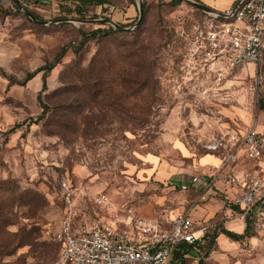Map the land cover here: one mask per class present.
<instances>
[{"label":"rangeland","instance_id":"1","mask_svg":"<svg viewBox=\"0 0 264 264\" xmlns=\"http://www.w3.org/2000/svg\"><path fill=\"white\" fill-rule=\"evenodd\" d=\"M3 1L10 12L0 18V215L10 224H0V244L4 240L12 244L0 249V264L56 260L59 247L54 233L66 209L63 182L70 188L75 230H89L98 223L101 212L92 197L99 193L108 195L116 206L134 208L140 217L168 220L197 197L180 186L197 171L196 159L207 154L206 143L220 129L244 132L255 127L264 139V111L257 109L264 92V55L258 77L251 68L236 69L220 86L218 96L176 94L180 43L166 29L174 15L182 12L185 18L189 8L185 0L177 4L141 0L140 20L139 0H102V5L85 6L84 15L67 16L95 22L48 25L33 23L13 7V1ZM19 1L45 22L76 9L73 0ZM190 1L208 6L201 0ZM104 19L129 31L83 41L82 32L112 27L98 22ZM136 36L153 62L157 81L153 104L133 107L130 99L118 105L113 97L109 106L108 97L86 93L81 79L92 58L103 52L112 70H117L116 45ZM62 48L66 52L47 74L46 90L38 99L42 72L20 83L27 73L52 62ZM186 86L189 91L196 89L193 84ZM141 110L146 114L137 115ZM220 196L210 195L199 203L196 229L211 233L225 227L230 219ZM196 259L180 264H264V244L245 238L225 243L216 239L210 254Z\"/></svg>","mask_w":264,"mask_h":264},{"label":"built area","instance_id":"2","mask_svg":"<svg viewBox=\"0 0 264 264\" xmlns=\"http://www.w3.org/2000/svg\"><path fill=\"white\" fill-rule=\"evenodd\" d=\"M185 6L189 7L185 18L180 12L172 19L174 38L180 43L174 78L178 96H218L220 86L236 69L249 72L251 68L254 77L259 76L264 55V0H240L236 8L222 13L201 11L203 16L198 19L189 16L192 7ZM186 84L196 89L189 91ZM205 149L217 154L220 163L180 186L181 191L197 185L205 190L191 209L205 201L208 190L221 182L233 190L228 200L233 207L231 214L240 221L243 231H248L247 239L264 244V139L255 127L244 132L224 128ZM241 158L254 162L255 167L234 171ZM61 186L67 196L66 209L54 233L60 249L52 264H169L174 251L183 259L192 257V246L201 241L189 211L168 222L147 219L130 206H116L105 193L92 197L101 212L98 223L89 230H75L70 188L65 182Z\"/></svg>","mask_w":264,"mask_h":264},{"label":"trees","instance_id":"3","mask_svg":"<svg viewBox=\"0 0 264 264\" xmlns=\"http://www.w3.org/2000/svg\"><path fill=\"white\" fill-rule=\"evenodd\" d=\"M181 1L183 0H174L173 4H177ZM73 2L75 3L76 9H74L73 11H68V13H66V17L60 19H74L72 17L69 18L67 16L84 15L83 8L85 6L102 5L104 3L102 0H73ZM194 2L199 3L198 1ZM187 5L192 7V12L188 13L189 16H193L195 17V19H198L199 17L203 16V13L200 9L192 6L190 3H187ZM13 7L17 11H20V9L15 4L13 5ZM9 12L10 11H8V9L4 7V1L0 0V18L7 17L9 15ZM34 17L38 21H40L38 17ZM59 24H66V22H61ZM166 30L168 31V34L172 38V40L175 41L174 25L172 21H170L169 26H167ZM122 31L123 29L118 31L114 27H108V29H96L87 33L82 32L81 35L84 41L89 38H106L116 33H122ZM116 47H119L118 51H116L117 60L120 64L119 68L117 70H112L113 65L111 64L109 57H107L106 54L103 52L98 53L90 61L88 65V70H86L87 74H85V76L81 79L83 82V86L86 89L85 92L92 95V97L94 98H96V96L108 97L109 106L114 103L113 97L116 102H119L118 105L125 104V102L128 103V100L130 99L134 100V104L129 103L132 104L133 107H136L135 105L137 103H140L144 106L147 104H153L154 100L152 96L157 81L155 80L153 62L151 61L148 48L141 46L139 36L132 38V40L130 41H125L122 44L118 43ZM65 52V48H62L54 56L52 62L45 64L43 67L37 68L33 72L27 73L23 82H21L20 84H25L38 73L42 72V87L38 95V99H40L41 92L46 90L47 74L59 63L60 59L64 56ZM12 82L13 81H11V83ZM141 92H145V96L141 95ZM42 108L44 109V113L47 109V106L43 104ZM120 109H122V112L128 113V110H126L125 107H122ZM257 109L260 111H264V92L259 96L257 100ZM43 113L41 114V116H43ZM144 114H146V111L141 110L137 115ZM41 116L39 118H41ZM195 194L197 195V197H199L204 194V191L199 190ZM192 202L190 203V206L193 204ZM199 203L200 202H198L197 204ZM1 223L5 226L10 224L8 219L2 214L0 215V224ZM219 235H224L232 241L236 242L242 241L244 238L247 239L249 237L247 230H244L242 234H237L233 231L225 229L222 225L218 226L214 228L211 233L209 231L203 232L201 236V241L196 242L192 246L194 254L192 257L201 259L207 257L212 251V248H214L216 239ZM11 244L12 241L7 242L4 240L0 244V249L4 250L8 246L10 247ZM58 247L60 249L59 244ZM173 258H179V263L186 261V259L184 260L181 256V253L178 251L174 253Z\"/></svg>","mask_w":264,"mask_h":264},{"label":"crops","instance_id":"4","mask_svg":"<svg viewBox=\"0 0 264 264\" xmlns=\"http://www.w3.org/2000/svg\"><path fill=\"white\" fill-rule=\"evenodd\" d=\"M201 1L204 2L205 4H207L208 7H210L213 10H215L216 12L222 13V12H224L225 10H227L229 8H233L240 0H201ZM195 162L197 163V167H196L197 171L196 172H192L191 175H189V177H187L182 182L181 185L187 184L188 180L192 176L200 175V174L207 173V172L209 173L213 167L218 166L219 163H220L219 157H218L217 154H212V153H208V152H207V154H204V155L198 157ZM254 167H255V163L254 162L245 160L244 158H241L239 160V162L236 164V166L234 168V171L241 172V171H245V170H252ZM201 186L202 185H197V186L191 188L190 190L184 191V192L194 191L196 193L199 190H203L205 192V190ZM218 194L221 195L220 197L223 198L224 203L228 207L227 208V214H228L227 218L230 219L229 221L225 222V227H224V224L222 226L225 229L229 230V231H233L234 233H237V234H242L243 233V228L241 226V223H240V221L238 219H236V218H234L232 216L231 211H232L233 207L228 203V200L233 196V190H230V189L226 188L221 182H216L208 190V192L205 195H206V197H208L210 195L217 196ZM196 199L197 198H195L193 200V202ZM188 204L189 205L182 212L185 213V212L189 211V214H190L193 222L195 223V226L197 227L199 225L196 223L195 218L199 217V213L200 212L198 210L196 211V209L199 208L198 207L199 204L197 206L193 207L192 209H191V207H192L193 204L191 206H190V203H188ZM173 217H171V218H173ZM170 219H168V220L164 219L162 221L163 222H168ZM198 230H199V235L202 236L204 228L200 227V228H198ZM217 240H218V242L225 243L226 241H230L231 239L227 238L224 235H219ZM249 240H252V239H249ZM175 252H177V251H174L172 253L170 261H169V264H170L171 261L174 262L175 264H180L179 263V258L175 259V260L173 258ZM187 259H192V260L195 261L196 258L188 257V258H186V260ZM194 263H196V262H194Z\"/></svg>","mask_w":264,"mask_h":264},{"label":"water","instance_id":"5","mask_svg":"<svg viewBox=\"0 0 264 264\" xmlns=\"http://www.w3.org/2000/svg\"><path fill=\"white\" fill-rule=\"evenodd\" d=\"M13 1V3L23 11V13L35 24H39V25H48V24H52V23H61V22H66V23H84V22H95V21H83V20H78V19H59L57 21H52V22H45V21H38L25 7H23V5L20 3L19 0H11ZM191 5L194 7H197L198 9H200L202 12L204 13H215L216 11L211 9L208 6H205L203 4L200 3H196L193 1H190ZM238 5V3L233 7L236 8V6ZM137 9H138V13H139V17L138 20L141 19L142 15H143V3L141 0H139V3L137 5ZM98 22L101 23H106V24H110L112 27H114L116 30H122L123 28H121L118 24L114 23L112 20H100ZM125 31H129L127 29H123Z\"/></svg>","mask_w":264,"mask_h":264}]
</instances>
